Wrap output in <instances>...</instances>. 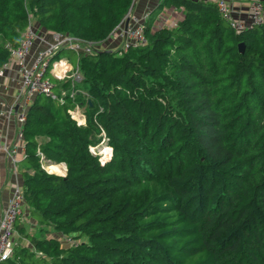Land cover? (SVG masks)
Wrapping results in <instances>:
<instances>
[{"label": "trees", "instance_id": "trees-1", "mask_svg": "<svg viewBox=\"0 0 264 264\" xmlns=\"http://www.w3.org/2000/svg\"><path fill=\"white\" fill-rule=\"evenodd\" d=\"M132 3L0 0V70L29 26L95 45L58 47L25 110L0 264H264V21L236 31L210 0H159L146 43L112 52ZM163 6L179 16L153 26ZM62 57L78 81L51 72Z\"/></svg>", "mask_w": 264, "mask_h": 264}, {"label": "built area", "instance_id": "built-area-1", "mask_svg": "<svg viewBox=\"0 0 264 264\" xmlns=\"http://www.w3.org/2000/svg\"><path fill=\"white\" fill-rule=\"evenodd\" d=\"M212 1L221 17L236 31L250 27L253 25H259L264 21V9L263 4L260 0L253 1L249 6V22L234 20L232 15L231 5L225 0H210ZM129 21L126 27L124 26V20L115 26L110 32L107 41H114L120 43L118 51L125 53L130 47L137 45H143L146 43L144 35V24L149 17V13L145 12L141 15L128 14ZM32 26L27 27L23 32L19 45L17 48L11 51V57L9 61H12L16 66L17 83L19 86L20 103L17 104V108L22 107L19 111H14V105L7 108L5 111H0V118L9 119L13 117L17 122V131L15 133V143L7 146L0 141V151L4 152L9 158L12 170L16 172L17 162L20 153H22L23 145V124L25 122V110L31 100V97L38 93L50 94L51 84L47 79H43L42 75L49 64V56L58 47H68L77 52L90 53L95 47L94 44L85 43L77 38L69 35L52 33L51 41L48 46L40 53L35 55L30 62H28L31 56V49L34 45L36 35ZM54 63L59 64L63 67H68L69 62L65 57H62ZM53 63V64H54ZM52 64V65H53ZM70 65V64H69ZM51 72L56 77L61 78L54 70ZM68 78L78 81L80 76L77 72H69ZM81 109L76 106L69 113L71 116L78 121L83 123V118H78ZM47 169V168H46ZM48 171V170H47ZM23 195L20 186H15L11 196L0 216V261L8 259L12 254L13 240L12 236L14 233L15 222L23 216L22 211Z\"/></svg>", "mask_w": 264, "mask_h": 264}, {"label": "crops", "instance_id": "crops-1", "mask_svg": "<svg viewBox=\"0 0 264 264\" xmlns=\"http://www.w3.org/2000/svg\"><path fill=\"white\" fill-rule=\"evenodd\" d=\"M227 1L232 8V15L234 20L246 21L249 22V6L253 1L256 0H225ZM264 3V0H260ZM159 0H133L132 6L130 8L129 14L141 15L145 12L152 11L158 4ZM170 23L167 25L173 24L179 14L172 9H169ZM161 19V18H160ZM155 26V25H153ZM44 40H47V46L49 44L50 37L48 35L44 36ZM37 42L31 49V56L28 59V62L32 60L34 53L41 52L40 47L43 45V41ZM46 46V47H47ZM17 74L16 66L12 61H8L6 65L0 70V111H5L10 106L14 107L20 103L19 96V86L17 83ZM22 107H18L17 112ZM17 122L13 117L6 119L0 118V141L7 146L11 143L14 144L15 133L17 131ZM59 169L64 171L63 165L57 166ZM63 175V174H62ZM18 170L14 172L9 162L7 155L0 151V216L11 196V193L15 186H21V178ZM29 223L28 220H25Z\"/></svg>", "mask_w": 264, "mask_h": 264}, {"label": "rangeland", "instance_id": "rangeland-1", "mask_svg": "<svg viewBox=\"0 0 264 264\" xmlns=\"http://www.w3.org/2000/svg\"><path fill=\"white\" fill-rule=\"evenodd\" d=\"M169 8L167 7V6H163V7H161L160 9H158V10H156L152 15H151V17H150V21L152 22V24L153 25H155V26H157V25H159V24H166L167 22L168 23H170L169 22V20H170V17L171 16H169ZM161 18V19H160ZM167 25V24H166ZM33 28V30H34V32H35V35H36V39H35V41H34V45L37 43V42H40V41H42V40H44V36L45 35H48L49 37H50V40H51V36H50V34H48V33H46V32H44V31H42V30H38L37 29V26H32ZM50 43V42H49ZM115 43H118V42H114V41H107L106 42V47L107 48H109L110 49V51H112V52H115L116 53V51L119 49V47H117V45L115 44ZM47 44V40H44L43 41V45L40 47L41 49H39V50H41V52L46 48V45ZM33 45V46H34ZM32 46V47H33ZM102 47H105V46H98L97 47V50H100V49H102ZM38 53H40V52H38ZM38 53H34V55H32V56H35V55H37ZM73 57H74V55H73ZM67 60V59H66ZM68 62H69V60H67ZM58 66V67H57ZM52 68H51V70L53 71H55L61 78H68L67 76L69 75V72L71 71V65H69L68 64V67H63V66H60L59 64H57V63H54L52 66H51ZM77 117L78 118H83V113L82 112H80V114L78 113V115H77ZM84 119V118H83ZM18 128V127H17ZM104 143V142H103ZM102 143V145L98 148V154H101L102 156H103V158L102 159H104L105 157H106V159H107V157L110 155L109 154V152H110V148L109 147H106L104 144ZM95 148V147H94ZM93 148V149H94ZM58 166V165H57ZM50 168V166L49 167H47V170ZM49 172H51V173H53V171H50V170H48ZM55 173V172H54ZM57 174H64V171H62V169L60 170L59 169V173H57ZM22 220L24 221V222H26L25 220H28V221H30L29 219H28V217L27 218H22ZM30 223H31V226L32 227H30V226H28L27 225V227H28V231L30 230L31 231V228H34V223L33 222H31L30 221ZM35 232V231H34ZM14 236H15V233H14ZM16 240L18 241V240H21L22 241V243H26L25 242V240L24 239H19V237H18V235L16 236ZM13 242H14V239H13Z\"/></svg>", "mask_w": 264, "mask_h": 264}, {"label": "water", "instance_id": "water-1", "mask_svg": "<svg viewBox=\"0 0 264 264\" xmlns=\"http://www.w3.org/2000/svg\"><path fill=\"white\" fill-rule=\"evenodd\" d=\"M128 21H129V16L127 15L124 19V26L126 27V25L128 24ZM239 49L240 51L242 52L243 51V45L240 44L239 45ZM107 52H110L109 50H107ZM17 110V106L14 107V111Z\"/></svg>", "mask_w": 264, "mask_h": 264}, {"label": "bare ground", "instance_id": "bare-ground-1", "mask_svg": "<svg viewBox=\"0 0 264 264\" xmlns=\"http://www.w3.org/2000/svg\"><path fill=\"white\" fill-rule=\"evenodd\" d=\"M57 67H58V66H57ZM104 159H106V157H105ZM59 166H60V165H59ZM48 170L53 171V172H55V173H59V168H58L57 166H55V165H51L50 168H49ZM60 170H61V169H60Z\"/></svg>", "mask_w": 264, "mask_h": 264}]
</instances>
